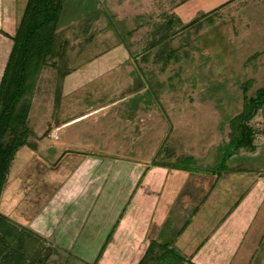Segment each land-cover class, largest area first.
I'll list each match as a JSON object with an SVG mask.
<instances>
[{
    "label": "rangeland",
    "instance_id": "374dc122",
    "mask_svg": "<svg viewBox=\"0 0 264 264\" xmlns=\"http://www.w3.org/2000/svg\"><path fill=\"white\" fill-rule=\"evenodd\" d=\"M25 3L0 0V76ZM60 17L0 212L53 248L44 264H136L152 239L187 255L242 206L250 224L214 237L221 260L193 259L264 264V108L253 149L229 141L243 85L264 82V0H66Z\"/></svg>",
    "mask_w": 264,
    "mask_h": 264
},
{
    "label": "trees",
    "instance_id": "16d2710c",
    "mask_svg": "<svg viewBox=\"0 0 264 264\" xmlns=\"http://www.w3.org/2000/svg\"><path fill=\"white\" fill-rule=\"evenodd\" d=\"M65 4L66 0H26L14 33L8 34L11 45L0 76V196L16 152L25 146L34 147V144L29 142V137L33 136L34 133L28 127L27 120L34 81L43 67L60 54L61 48L56 40V29ZM202 14L206 13L203 12ZM194 22L195 19L184 24L183 27L190 26ZM162 26L169 29L172 27L170 22ZM158 41H152L149 46L158 43ZM165 53L167 62L170 59V52L166 50ZM69 71V69L61 71L62 78ZM246 88L247 85L244 84L241 111L230 119L229 141L235 143L231 151L233 155L240 149L254 148L253 129L249 120L259 109L264 108V82L252 95L246 94ZM231 156L232 154H229L224 158L228 159ZM191 162L197 166L195 165L196 160L192 159ZM154 163L165 167L171 166L172 169L177 167L175 162L161 163V161L154 160ZM190 163L187 165H193ZM179 168L187 170V167ZM124 209L125 206L118 218L114 220L111 230L102 242L103 250L112 238L113 229ZM233 210L234 208L230 209L229 212L231 213ZM33 232L0 212V264H44L50 256L49 250L52 251L53 248L47 247L48 251L41 255L44 251L43 248L46 247L41 244L42 239ZM211 232L196 246L195 251L183 257L171 255L168 243L157 242L152 239L136 264H199L193 259L194 254L207 241ZM103 250H99L95 255L94 263L101 257Z\"/></svg>",
    "mask_w": 264,
    "mask_h": 264
},
{
    "label": "crops",
    "instance_id": "0c3cea01",
    "mask_svg": "<svg viewBox=\"0 0 264 264\" xmlns=\"http://www.w3.org/2000/svg\"><path fill=\"white\" fill-rule=\"evenodd\" d=\"M182 173L181 171H179L178 170V176L180 175V173ZM145 188H146V186H144L143 187V190H141V191H145ZM145 197H143L142 198V200L141 201H143V200H145L144 199ZM238 207V211L240 212V213H238L236 216L234 215L233 216V213L235 212V210H236V208L234 209V211H232L233 213H230V215H228L223 221H222V224L221 225H219L217 228H218V230H216V229H214L212 232L211 231H208L207 232V234H204V237H201V239H200V241H199V243L211 232V235L209 236V238L207 239V241L206 242H204L203 243V245L201 246V248L200 249H198V251L194 254V255H212L215 259H219V260H221V258L218 256V255H220L219 253H218V251H217V240H214V237L216 238V236H218L219 235V233H225L226 234V232H225V228H227L228 229V227H229V225H232L233 226V228L235 229V226H238L239 224H240V226H243V222L244 223H246L247 222V224H250V223H248V219H247V212H249V209L247 210V209H245L244 211H242L244 208L242 207V206H237ZM236 213H237V211H236ZM235 213V214H236ZM238 216V217H237ZM236 217V218H235ZM121 221V220H120ZM159 226V225H158ZM158 226H156L157 228H158ZM246 228H247V225H245V227H244V229L240 232V234L241 233H245L246 232ZM231 229V228H230ZM229 230V229H228ZM230 234H232V235H234V234H236V232L233 234V232L231 231V233ZM239 234V235H240ZM232 235H230V236H232ZM80 236V232L79 233H77V236L76 237H79ZM232 237H234V236H232ZM118 239L117 237H115V236H113L112 235V239ZM225 238V237H224ZM240 238V237H239ZM239 238L238 239H235V241L234 242H231V240L228 242L227 241V243H237L238 242V240H239ZM211 240V241H210ZM224 240V239H223ZM198 243V244H199ZM222 243H224V242H222ZM197 244V245H198ZM196 243H195V247H191V251H189V252H187V254H191L193 251H195V248H196ZM223 247V246H222ZM222 247H219L220 249L222 248ZM229 254V253H228ZM219 257V258H218Z\"/></svg>",
    "mask_w": 264,
    "mask_h": 264
},
{
    "label": "water",
    "instance_id": "95a60500",
    "mask_svg": "<svg viewBox=\"0 0 264 264\" xmlns=\"http://www.w3.org/2000/svg\"><path fill=\"white\" fill-rule=\"evenodd\" d=\"M98 2L102 3L104 0H97Z\"/></svg>",
    "mask_w": 264,
    "mask_h": 264
}]
</instances>
